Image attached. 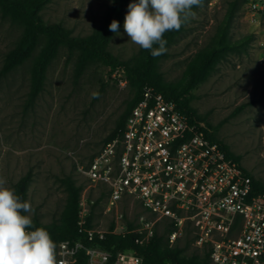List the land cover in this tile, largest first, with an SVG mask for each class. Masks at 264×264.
I'll return each mask as SVG.
<instances>
[{
    "label": "rangeland",
    "instance_id": "rangeland-1",
    "mask_svg": "<svg viewBox=\"0 0 264 264\" xmlns=\"http://www.w3.org/2000/svg\"><path fill=\"white\" fill-rule=\"evenodd\" d=\"M231 1L221 0L213 6L207 3L195 11L196 17L185 24L159 62L157 72L163 85L178 87L186 80ZM237 2L230 37L248 38L247 44L244 50L229 53L192 91L190 106L202 119V125L238 157L242 169L264 185V10H252L248 0ZM111 3L112 0H51L39 16L48 25L66 28L72 36L86 37L103 26ZM124 21L107 50L120 61L134 65L145 49L130 41L124 32ZM22 36L19 25L0 15V69ZM34 63L31 57L0 76V177L14 188L22 176L30 173L27 201L35 209L32 219L42 224L60 222L66 198L60 179L70 177L94 202L93 229L106 231L116 213L122 215L125 227L136 229L142 214L136 205L125 202L115 212L103 215V188L94 187L77 173V165H86L103 147L104 139L132 98L133 88L121 70L109 73L97 63L88 66L74 81L76 56L62 48L46 70L43 90L34 105L26 108ZM169 226L160 222L155 233L167 236ZM191 236L186 226L171 247L181 248L189 259L203 257L204 251L193 249Z\"/></svg>",
    "mask_w": 264,
    "mask_h": 264
},
{
    "label": "built area",
    "instance_id": "built-area-1",
    "mask_svg": "<svg viewBox=\"0 0 264 264\" xmlns=\"http://www.w3.org/2000/svg\"><path fill=\"white\" fill-rule=\"evenodd\" d=\"M221 0H210L213 6ZM252 10H264V0H248ZM205 127L191 123L177 104L145 86L120 135L105 143L77 173L103 188L106 208L136 205L141 215L136 244L144 245L158 223L172 227L171 246L187 226L192 247L209 254V264H264V193L253 189L242 167L205 136ZM94 202L82 191L78 202L79 232L102 240L108 233L124 235L122 215L115 214L106 231L86 228ZM85 251L88 264H105L108 255L81 242H61L57 264H74ZM112 264H142L131 252H120ZM163 264H172L165 262Z\"/></svg>",
    "mask_w": 264,
    "mask_h": 264
},
{
    "label": "trees",
    "instance_id": "trees-1",
    "mask_svg": "<svg viewBox=\"0 0 264 264\" xmlns=\"http://www.w3.org/2000/svg\"><path fill=\"white\" fill-rule=\"evenodd\" d=\"M51 0H0V15L7 18L13 24L19 25L23 30V36L17 47L7 56L1 69L0 76L18 67L31 57L35 63L31 75L30 89L25 101V107L34 105L45 83L46 70L55 59L60 49H66L69 54L76 56L73 78L77 81L91 64H101L108 69L109 73L121 70L124 79L133 88V96L127 102L123 113L118 117L111 133L104 139V144L118 137L134 105L140 100L142 89L147 86L172 99L178 106L180 112L185 114L191 123L202 124V119L190 106L192 91L202 83L214 70L215 66L225 60L229 53L244 50L248 38L233 40L230 37L232 22L237 10V0L228 3L224 16L216 23L209 45L201 50L188 72L186 80L178 87L165 86L157 72L159 62L166 56V53L153 57L150 50H144L141 60L137 64H130L127 61H120L108 52L107 48L116 33L109 30L112 20L119 22V31L122 28L125 15L128 12V4L136 3L138 0H112L111 6L106 12L103 26L97 33L86 37L72 36L66 28L53 24H46L39 16L43 7ZM210 0H203V5ZM200 7H194L195 12ZM185 24L179 31L172 30L164 35L167 41L166 48L176 40L183 32ZM155 47H158L156 45ZM205 136L210 143L217 144L228 157L233 158L237 163L238 157L234 156L228 147L220 141L208 129L204 130ZM245 173L250 176L246 171ZM251 178V177H250ZM31 175L28 172L15 184L14 189L23 201H27V189ZM253 189L258 193H264V185L251 178ZM64 187L66 198L65 207L59 223L52 222L42 224L34 218L33 226L46 229L53 241L58 246L61 242H81L85 248H99L110 255L105 264H112L116 255L120 252H131L141 258L142 264H209V254L204 251L201 258H186L182 249L177 246H169L168 235L172 230L169 226L167 236L157 233L144 245H137V234L131 232V225L127 226L124 235L108 233L102 240L94 238L88 241L84 233L79 232L78 202L81 194V187L74 184L70 177L60 179ZM92 214L87 219L86 228L91 227ZM112 226H110L111 229ZM193 237L191 236L192 243ZM74 264H88V257L85 251H81Z\"/></svg>",
    "mask_w": 264,
    "mask_h": 264
},
{
    "label": "clouds",
    "instance_id": "clouds-1",
    "mask_svg": "<svg viewBox=\"0 0 264 264\" xmlns=\"http://www.w3.org/2000/svg\"><path fill=\"white\" fill-rule=\"evenodd\" d=\"M203 0H138L128 4L124 32L135 45L150 50L153 57L167 52L165 33L196 17L194 7ZM109 30L119 35V22ZM158 45V47H155ZM98 97V93L93 94ZM35 209L23 201L0 177V264H57V245L43 227L33 226Z\"/></svg>",
    "mask_w": 264,
    "mask_h": 264
}]
</instances>
